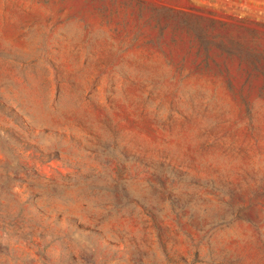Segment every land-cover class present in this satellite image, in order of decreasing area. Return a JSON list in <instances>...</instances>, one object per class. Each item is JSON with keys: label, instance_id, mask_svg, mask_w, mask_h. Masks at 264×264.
Here are the masks:
<instances>
[{"label": "rangeland", "instance_id": "obj_1", "mask_svg": "<svg viewBox=\"0 0 264 264\" xmlns=\"http://www.w3.org/2000/svg\"><path fill=\"white\" fill-rule=\"evenodd\" d=\"M0 264H264V0H0Z\"/></svg>", "mask_w": 264, "mask_h": 264}]
</instances>
